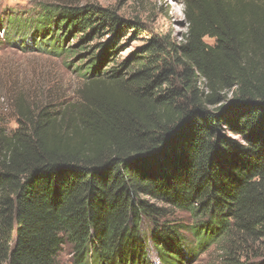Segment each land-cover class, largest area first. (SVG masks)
<instances>
[{
	"label": "trees",
	"instance_id": "1",
	"mask_svg": "<svg viewBox=\"0 0 264 264\" xmlns=\"http://www.w3.org/2000/svg\"><path fill=\"white\" fill-rule=\"evenodd\" d=\"M183 3V41L151 38L129 74L126 62L103 78L95 57L76 100L17 96V127L0 129V264H58L64 246L74 264H152V251L185 264L215 243L222 264H264V0ZM36 7L6 37L43 53L126 24L97 6ZM172 210L192 215V242Z\"/></svg>",
	"mask_w": 264,
	"mask_h": 264
},
{
	"label": "rangeland",
	"instance_id": "2",
	"mask_svg": "<svg viewBox=\"0 0 264 264\" xmlns=\"http://www.w3.org/2000/svg\"><path fill=\"white\" fill-rule=\"evenodd\" d=\"M39 3L107 8L126 23L125 28L115 36L107 29L93 35L80 32L68 35L57 44L54 50L57 54L30 50L25 48L28 42L16 39L21 32H10L17 40L13 41L6 37L5 27L11 16L34 19ZM185 32L183 0H0V129L9 132L17 127L15 101L18 95L25 96L30 105L38 106L76 100L86 83L81 75L82 69L90 59L102 58L100 70L103 78L107 79L114 71L123 68L126 62L128 66L123 74H129L136 65L135 59L140 49L151 38H166L178 44L183 41ZM56 40L51 47L56 44ZM110 41H116L117 44L104 56L102 49ZM204 41L208 44L215 42L208 37ZM226 133L240 140L239 135L230 131ZM169 219L180 223L188 241H193L192 234L186 229L194 223L188 211L172 210ZM150 260L152 264H161L153 251ZM57 263L74 264L68 246L60 251ZM185 264H222L219 246L216 243L208 246Z\"/></svg>",
	"mask_w": 264,
	"mask_h": 264
}]
</instances>
